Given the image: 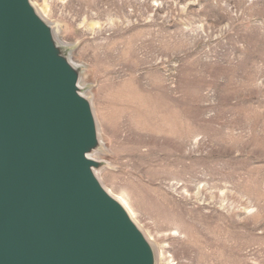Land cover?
Wrapping results in <instances>:
<instances>
[{"label":"rangeland","instance_id":"374dc122","mask_svg":"<svg viewBox=\"0 0 264 264\" xmlns=\"http://www.w3.org/2000/svg\"><path fill=\"white\" fill-rule=\"evenodd\" d=\"M30 1L156 264H264V0Z\"/></svg>","mask_w":264,"mask_h":264},{"label":"water","instance_id":"95a60500","mask_svg":"<svg viewBox=\"0 0 264 264\" xmlns=\"http://www.w3.org/2000/svg\"><path fill=\"white\" fill-rule=\"evenodd\" d=\"M80 70L30 0H0V264H156L101 183Z\"/></svg>","mask_w":264,"mask_h":264},{"label":"bare ground","instance_id":"6f19581e","mask_svg":"<svg viewBox=\"0 0 264 264\" xmlns=\"http://www.w3.org/2000/svg\"><path fill=\"white\" fill-rule=\"evenodd\" d=\"M122 203V202H121ZM123 204V203H122ZM124 205V204H123ZM126 208V207H125ZM127 210V209H126ZM128 211V210H127ZM129 213V212H128ZM129 215H130V213H129ZM131 216V215H130ZM131 218H132V216H131ZM133 219V218H132Z\"/></svg>","mask_w":264,"mask_h":264}]
</instances>
